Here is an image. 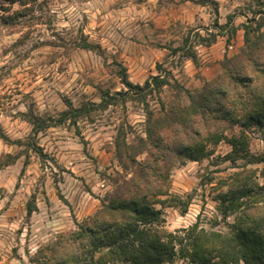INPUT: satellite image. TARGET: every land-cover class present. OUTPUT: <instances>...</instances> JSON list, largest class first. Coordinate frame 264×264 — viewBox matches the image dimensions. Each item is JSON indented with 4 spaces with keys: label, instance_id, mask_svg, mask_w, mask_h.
Masks as SVG:
<instances>
[{
    "label": "clouds",
    "instance_id": "clouds-1",
    "mask_svg": "<svg viewBox=\"0 0 264 264\" xmlns=\"http://www.w3.org/2000/svg\"><path fill=\"white\" fill-rule=\"evenodd\" d=\"M0 264H264V0H0Z\"/></svg>",
    "mask_w": 264,
    "mask_h": 264
}]
</instances>
